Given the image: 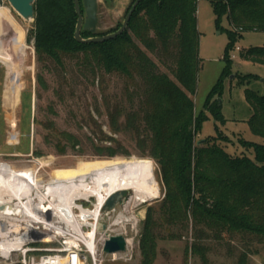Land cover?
<instances>
[{
  "label": "trees",
  "instance_id": "obj_1",
  "mask_svg": "<svg viewBox=\"0 0 264 264\" xmlns=\"http://www.w3.org/2000/svg\"><path fill=\"white\" fill-rule=\"evenodd\" d=\"M197 2L141 0L126 30L102 42L76 41L73 0L33 3L35 19L28 37L33 38L42 69L60 72L73 62L93 79L100 73L117 74L133 87L136 108L127 111L116 105L112 111L108 109V115L112 124L116 117L125 116L124 127L141 138L160 171L164 196L156 208H147L139 239L141 264H153L160 227L176 229L170 238H178L191 226L189 248L205 263L210 242L221 241L224 233L264 242V94L245 91L252 109L248 124L262 142L240 140V145L252 149L253 158L230 154L224 146L230 140L217 126L225 122L219 100L222 77L206 96L203 108L198 112L194 108L200 68ZM211 5L216 24L219 26L226 16L230 25L222 57L226 62L224 76L231 64L228 50L236 48V41L246 32H264V0H211ZM120 25L106 33L81 30V36H102ZM240 56L264 64V46L241 50ZM37 78L42 82L41 73ZM209 116L216 123L217 134L196 141ZM64 138L77 142L70 135ZM116 154L107 149V156ZM240 257L244 264L246 254Z\"/></svg>",
  "mask_w": 264,
  "mask_h": 264
},
{
  "label": "rangeland",
  "instance_id": "obj_2",
  "mask_svg": "<svg viewBox=\"0 0 264 264\" xmlns=\"http://www.w3.org/2000/svg\"><path fill=\"white\" fill-rule=\"evenodd\" d=\"M130 2L98 0L96 32L106 33L121 24ZM5 8L12 20L23 29L26 48L22 62L21 59L9 62L3 52L7 51L13 56L11 44L7 42L12 38V31L8 24L3 25L0 30L6 33L7 41L0 38V162L7 163L18 176L38 181L42 187L52 178L51 182L74 176L114 173L137 163H148L154 171L159 197L136 202L133 195L126 204L116 206L114 211L102 212L99 232L94 241L98 264H141L139 239L147 208H156L164 196L160 171L157 163L149 157L148 148L140 142L141 138L134 130L124 127L125 116L116 117L112 124L108 115V111H112L116 105L127 111L136 108L138 100L132 99L133 87L117 74L100 73L93 79L80 72L73 62H68L66 69L60 72L53 68L50 71L42 69L36 60L33 38L28 37L35 14L32 19H24L9 2ZM196 19L200 68L196 93L193 95L194 108L196 112L203 108L206 96L222 77L219 100L225 122L217 126L219 132L230 140L224 143L225 149L233 155L245 154L253 158L252 149L240 145V140L262 142V138L249 127L252 109L245 91L250 89L264 94V64L241 58L240 51L252 46H264V32H246L236 41L235 47L239 49L228 50L231 64L223 76L226 62L222 57L228 45L229 21L223 16L220 25L216 24L211 0H198ZM17 64H21L19 73H14L10 67ZM38 73L42 74V82L38 81ZM249 74L255 77L245 79L244 76ZM215 124L209 116L196 141L215 136ZM65 135L74 137L77 142H68ZM108 148L117 154L107 156ZM71 197L76 198L77 195L72 194ZM34 201L35 204L39 202L38 199ZM96 203L95 197L75 200L77 208L87 210H92ZM41 206L46 208L48 202L43 201ZM74 212L79 213L77 209ZM119 214L129 220L115 224ZM21 217L18 216V219ZM18 223L25 225L28 221L21 220ZM31 224L33 228L30 232L34 235L29 237L32 241L29 244L34 249H55L64 239L71 237L70 232H76L74 227L62 221L57 224L59 229L50 231L44 229L43 224ZM101 225H106V230ZM87 230L84 226L83 232ZM158 230L161 238L156 242L153 264H242V253L246 254L244 264H264V242L256 239L239 235L230 237L224 233L221 241L210 242L211 250L207 253L208 261L205 263L199 256L193 255L189 248L193 234L191 226L178 238H170L176 229L160 227ZM106 233L124 236L127 240L125 251L105 253L102 247ZM71 235L76 236L73 233ZM2 240L0 238V242ZM21 252H13L8 260L0 256V264H21Z\"/></svg>",
  "mask_w": 264,
  "mask_h": 264
},
{
  "label": "bare ground",
  "instance_id": "obj_3",
  "mask_svg": "<svg viewBox=\"0 0 264 264\" xmlns=\"http://www.w3.org/2000/svg\"><path fill=\"white\" fill-rule=\"evenodd\" d=\"M1 15L4 26L8 24V28L12 31V38L8 37L10 40L6 41L11 44L13 56L7 51L3 54L9 62L20 59L22 62L26 48L23 29L12 20L6 9L1 10ZM3 33L2 29L1 34ZM9 65L13 64L9 63ZM20 65L17 64L10 69L14 73H19ZM51 180L53 178L42 187L38 181L31 177H20L7 163L0 162V206H3L0 209V238L3 239L0 242V251L5 260L10 259V251L12 253L22 251L29 237L34 235L30 232L33 228L31 223L43 224L44 229L50 231L53 228L59 229L57 224L61 221L69 224V227H74L76 237L84 240L89 249L97 254L94 241L99 232L101 206L111 193L128 189L133 192V199L136 202L150 201L160 194L153 168L148 163H137L135 166L114 173L74 176L52 182ZM72 194L77 197H71ZM89 197H95L97 200L92 210L75 206V200ZM35 199L39 201L37 204ZM43 201L48 202L46 208L41 206ZM74 209L79 213H75ZM18 216H22V219H18ZM21 220L28 223L21 225L18 223ZM128 220L119 214L114 223ZM84 226L88 228L85 232H83Z\"/></svg>",
  "mask_w": 264,
  "mask_h": 264
},
{
  "label": "water",
  "instance_id": "obj_4",
  "mask_svg": "<svg viewBox=\"0 0 264 264\" xmlns=\"http://www.w3.org/2000/svg\"><path fill=\"white\" fill-rule=\"evenodd\" d=\"M140 1L141 0H134L123 22L116 31L102 36L83 38L81 36V30H86L91 33L96 32L98 21V0H73L75 12L77 14V23L74 32V38L78 42H102L122 34L126 30L128 22ZM8 2L13 7V9L24 19L34 18V0H8ZM133 195V192L128 189H122L111 193L101 206V212L110 213L114 211L116 206L126 204ZM2 208L3 206H0V209ZM101 226L103 230H106V225ZM126 246L127 240L124 236L110 235L106 233L102 249L107 254H114L125 251Z\"/></svg>",
  "mask_w": 264,
  "mask_h": 264
},
{
  "label": "built area",
  "instance_id": "obj_5",
  "mask_svg": "<svg viewBox=\"0 0 264 264\" xmlns=\"http://www.w3.org/2000/svg\"><path fill=\"white\" fill-rule=\"evenodd\" d=\"M7 2L8 0H0V29L4 25L1 10L7 9L5 8ZM1 37L7 40L5 32L3 34L0 33V38ZM1 42L2 41H0V46ZM236 49L239 48L236 47ZM72 233L75 234L76 232H70L69 236L71 237L64 239L60 243V246L55 249H34L31 244H29L32 241L28 239L21 252V264H98L96 254L89 249L84 240H80L75 235H71ZM35 251H38V253L34 254L33 252ZM10 252L12 254V251ZM0 256H3L1 251Z\"/></svg>",
  "mask_w": 264,
  "mask_h": 264
}]
</instances>
